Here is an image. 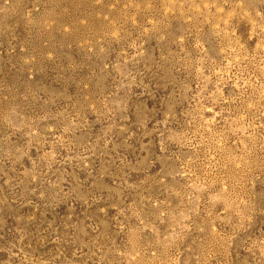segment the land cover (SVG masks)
<instances>
[{
  "label": "rangeland",
  "instance_id": "374dc122",
  "mask_svg": "<svg viewBox=\"0 0 264 264\" xmlns=\"http://www.w3.org/2000/svg\"><path fill=\"white\" fill-rule=\"evenodd\" d=\"M0 264H264V0H0Z\"/></svg>",
  "mask_w": 264,
  "mask_h": 264
}]
</instances>
